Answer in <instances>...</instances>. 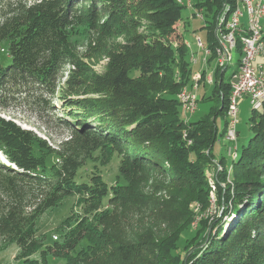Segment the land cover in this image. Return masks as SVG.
<instances>
[{
  "label": "trees",
  "instance_id": "1",
  "mask_svg": "<svg viewBox=\"0 0 264 264\" xmlns=\"http://www.w3.org/2000/svg\"><path fill=\"white\" fill-rule=\"evenodd\" d=\"M181 1L26 0L0 18V49L10 59L0 66V110L50 107L68 134L51 148L0 117V153L19 169L0 164V250L15 245L19 264H264V100L250 110L251 138L227 169L213 154L217 117L222 136L227 128L224 71L215 67L204 119L185 122L178 101L193 75L175 29L184 1L207 16L212 60L216 18L236 0ZM101 60L102 71H92ZM77 91L91 97L71 98ZM112 162L118 174L109 185L99 168ZM208 173L220 217L200 219L179 253L195 221L190 205L211 207ZM68 196L78 210L62 221L60 240L45 245L37 221ZM222 217H232L226 228Z\"/></svg>",
  "mask_w": 264,
  "mask_h": 264
},
{
  "label": "rangeland",
  "instance_id": "2",
  "mask_svg": "<svg viewBox=\"0 0 264 264\" xmlns=\"http://www.w3.org/2000/svg\"><path fill=\"white\" fill-rule=\"evenodd\" d=\"M26 0H0V18L3 14H5L8 9L15 3L18 2H24ZM196 13L192 7L188 5L187 2H185V7L183 8L181 12V19L177 23L176 32L181 36V39L183 41H186L190 45V50H188L187 60L190 62L189 58V51L194 54L195 58L198 60V64H190V69L192 71V74L201 73L204 72L205 77H208V75H212L213 81L215 80V59H210V56H207V61L210 59L211 61L207 65L206 63H203L200 61L204 58V52L200 49H197L198 47L195 44V38H200L201 42L203 43L204 47L207 48V41H206V29L205 27V20L200 19L197 15H193ZM205 17L206 14L203 13ZM207 22H211V18L208 17ZM262 27L264 31V20H262ZM112 42H120V40L112 41ZM87 44V41H80L78 50L80 53L84 52V48ZM3 50L0 49V66H6L9 65L10 59L7 55V50L5 48V45L1 47ZM232 62L230 67H228L224 74V81L229 83L230 77L235 71V68L238 64V54L237 52L232 53ZM256 65L262 64L263 65V73H264V57L258 56L256 59ZM104 63V60H101L99 63L94 64L91 63L90 68L92 71L99 73L102 71V65ZM72 69L70 65H67L65 67V71L63 73V78L60 80V90L58 92V97L62 96L66 90L65 80L68 76V72ZM138 73L137 71H132L131 76H136ZM205 83V80L199 82L198 90L195 92L197 96V105L195 113L192 115H184L182 111L180 110L182 118H186V120H189L190 122H196L201 119H204L209 115L210 109L213 107L214 102L208 101V97L213 95L214 91V85ZM71 98L73 99H81V98H89L91 97L89 95H81V92H75L71 93ZM50 105L54 106L55 110L59 111L58 114H60L63 109L62 104L54 99L50 100ZM251 105L250 100L247 97H244V99L240 102L238 105V113H237V126H236V141L235 142H229L226 140L225 135L222 136V132L224 129V120L220 117H217L216 119V126L218 128V135L217 140L213 146V154L215 156L216 160H220L221 158L225 162V168L227 169L228 166L231 164V156L229 151H233V148L236 147V153L240 152V148L245 145L249 138H251V129L249 127V118L251 116L250 113ZM61 116V115H60ZM0 117L5 120H11L13 123L18 125L24 130H28L33 132L37 137L41 138L42 140H45L47 144L51 146V148L57 147L59 142H62L65 140L68 136L66 129L62 128V126L57 123H54V118L56 115L53 113V110L49 107L48 110L43 109H33L30 108L26 104H8V107L6 109L0 110ZM65 118V117H64ZM89 164H87L88 166ZM215 165V162H214ZM217 165V164H216ZM87 166H85L83 169H86ZM217 167H220L217 165ZM100 172L103 175V179L106 181V184L112 185L116 176H117V166L116 162H112L109 165L105 167L99 168ZM209 183L212 181L211 173H208ZM76 181H81V173L78 172L76 176ZM124 183V182H122ZM212 192L210 193V203L211 207L207 209L206 211L202 212L199 208V205L196 203H193L190 205L191 211L195 214V221L190 227V229L185 232L182 237L181 241L179 242L178 246V252H182V247L184 242L187 240H190L192 237V234H194V229L196 228V223L200 219H206L211 217L219 218L221 214V207H218L214 205V188L211 187ZM77 198L74 196H68L65 197L56 207L49 209L44 214L41 215L39 220L37 221L36 225V236L37 237H43L44 240L43 243L45 245L51 244L54 241L60 240V235L63 234L62 230H59L62 221L66 219L68 216H70L72 209L74 212H77V208L74 209V206L76 204ZM234 218V217H233ZM232 217H222V222L224 228L228 226V223L231 221ZM143 220V219H139ZM56 240H55V238ZM18 250L15 245L8 246L5 249L0 250V264H19L15 256H17Z\"/></svg>",
  "mask_w": 264,
  "mask_h": 264
},
{
  "label": "built area",
  "instance_id": "3",
  "mask_svg": "<svg viewBox=\"0 0 264 264\" xmlns=\"http://www.w3.org/2000/svg\"><path fill=\"white\" fill-rule=\"evenodd\" d=\"M177 2L183 4L181 0H177ZM185 2L192 7L190 1H184V5ZM222 8L221 14L216 18V25L213 30L216 43L213 47L216 68L225 72L230 67L233 61L232 53L236 52L235 46L238 42L241 52L235 71L230 77V93L224 113L227 123L224 135L229 142H235L237 113L240 102L244 97H247L250 100L251 109L258 110L264 100L263 66L255 64L258 56L264 57V31L262 27L264 0H236L235 7L231 10L228 6ZM195 15L200 19L203 18L200 12L195 13ZM195 44L198 47L197 49L204 52L203 63L207 64V56H211L212 51L205 48L198 37L195 38ZM184 45L190 50L189 43L184 42ZM189 58L192 64H196L197 59L190 51ZM204 80L208 85L213 84V78L210 74ZM199 82H201V74H193L190 86L183 87L178 95L180 110L186 116L195 113L197 105L195 92L198 90ZM184 120L187 121L186 118ZM236 150L237 148L234 147L233 151H229L228 154H230L231 160L236 159ZM210 185L214 188L212 181Z\"/></svg>",
  "mask_w": 264,
  "mask_h": 264
},
{
  "label": "crops",
  "instance_id": "4",
  "mask_svg": "<svg viewBox=\"0 0 264 264\" xmlns=\"http://www.w3.org/2000/svg\"><path fill=\"white\" fill-rule=\"evenodd\" d=\"M176 27H177V24H176ZM177 33H178V31H177ZM179 34V33H178ZM179 36H180V34H179ZM184 42H186V41H184ZM204 59V58H203ZM203 59H201L200 61H202L203 62ZM199 59L196 61V64H198L199 62ZM257 62H256V60H255V64H256ZM258 65V64H257ZM259 65H261V66H263L262 64H259ZM203 72V71H202ZM201 74V73H200Z\"/></svg>",
  "mask_w": 264,
  "mask_h": 264
}]
</instances>
